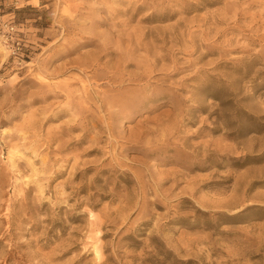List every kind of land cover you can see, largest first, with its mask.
<instances>
[{"label": "rangeland", "instance_id": "rangeland-1", "mask_svg": "<svg viewBox=\"0 0 264 264\" xmlns=\"http://www.w3.org/2000/svg\"><path fill=\"white\" fill-rule=\"evenodd\" d=\"M0 264H264V0H0Z\"/></svg>", "mask_w": 264, "mask_h": 264}]
</instances>
